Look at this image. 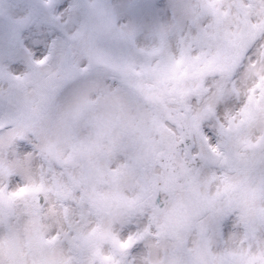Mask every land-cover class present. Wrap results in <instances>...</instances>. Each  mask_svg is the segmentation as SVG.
<instances>
[{
	"label": "clouds",
	"instance_id": "9594fccd",
	"mask_svg": "<svg viewBox=\"0 0 264 264\" xmlns=\"http://www.w3.org/2000/svg\"><path fill=\"white\" fill-rule=\"evenodd\" d=\"M70 19V35L62 33L45 65L18 73L22 79L0 80V116L6 124L11 122L19 132L30 135L41 148L35 154L17 155L10 148L12 138L0 143V256L6 264L12 258L23 264L41 260L49 264H102L103 255L119 256L106 235L108 230L120 231L129 220L133 226L142 224L151 214L159 225L153 228L159 239L150 240L153 246L137 258V264H198V253L183 246L180 235L190 222L207 219L213 208L237 198L242 189L221 187L208 199L203 194L206 187L202 190L200 186L208 178L206 172L201 181L176 187L166 207L155 210L152 203L157 188L148 179L154 165L150 153L135 162L133 173L109 171V161L120 159V148L127 143V129L120 108L112 100L97 102L96 78L84 77L81 69L89 64L108 65L128 73L131 83L127 87L119 78L100 81L109 96L124 101L137 95L136 81L146 85L155 81L144 66L149 58L139 51L145 47L131 44L128 31L117 26L100 0H79L78 7L64 16L65 22ZM169 50L179 56V45L166 47L165 57ZM188 67L182 65L175 77L167 80V86L183 84L186 78L181 72ZM76 75L81 79L73 80ZM59 84L68 86L57 91ZM85 97L90 100L87 104ZM262 134L254 130L252 138ZM235 135L234 130L225 136L221 151L234 168L243 169L254 150L235 142ZM49 167L56 169L55 176L47 172ZM9 172L20 177L11 187ZM230 174L237 175L234 171ZM251 175L253 186H264V169ZM41 183L43 190L33 191ZM21 187L27 191L16 195ZM159 191L163 202L168 192L163 186ZM37 197L44 201L42 210L34 203ZM58 232L60 238L47 243Z\"/></svg>",
	"mask_w": 264,
	"mask_h": 264
},
{
	"label": "snow or ice",
	"instance_id": "6c2138e0",
	"mask_svg": "<svg viewBox=\"0 0 264 264\" xmlns=\"http://www.w3.org/2000/svg\"><path fill=\"white\" fill-rule=\"evenodd\" d=\"M54 5L55 0H45L49 9ZM64 16L54 17V20L67 36L71 19L65 22ZM127 36L135 47L132 33L128 32ZM56 44L53 43L43 58L31 59L29 67L45 65ZM178 45V57L170 50L165 57L164 45L139 49L149 58L144 66L155 83L146 85L136 81L137 95L127 101L109 96L101 88L100 81L119 78L127 87L131 83L128 73L108 65L89 64L81 69L84 77L96 78L97 102L112 100L120 108L127 129V143L120 148V159L109 161V171L133 173L135 162L146 152L150 153L154 165L148 179L157 188L152 203L155 210L166 207L176 187L195 184L206 172L208 178L200 186L202 190L206 187L203 194L208 199L221 187L242 189L237 198H229L219 208H213L207 219L190 222L179 242L198 253V264H264V186L256 187L251 183V174L264 169V134L252 138L254 130L264 132V0H202L195 34L182 37ZM152 57L161 59L153 61ZM185 64L190 67L181 72L186 78L183 84L167 86V80L174 78L176 71ZM136 75H139L138 70ZM5 78L19 80L23 77L0 70V80ZM80 79V75L73 77V80ZM67 86L59 84L55 89L59 91ZM2 94L3 89H0ZM89 102L85 97V104ZM9 126L15 128L0 116V129L7 130ZM206 128L212 129V134ZM234 130L236 135L232 139L254 150L243 169L234 168L221 151L225 136ZM30 137L21 131L12 137L14 143L10 148L20 155L14 151L16 139ZM35 149V153L41 151L37 144ZM233 171L237 175H231ZM47 172L55 176L56 169L49 167ZM8 179V187H11L20 177L9 172ZM161 186L168 192L163 202ZM43 188L41 183L33 191L40 192ZM25 191L27 189L21 187L15 194ZM34 203L42 210L43 200L37 197ZM154 219L148 214L142 224L133 226L129 220L120 231L108 230L106 235L119 256L103 255L102 264H137V258L153 246L150 240L159 239L153 232V228L159 227ZM59 238L58 232L47 243ZM0 264H6L2 256ZM7 264L23 262L12 258ZM37 264L49 262L41 260Z\"/></svg>",
	"mask_w": 264,
	"mask_h": 264
},
{
	"label": "rangeland",
	"instance_id": "374dc122",
	"mask_svg": "<svg viewBox=\"0 0 264 264\" xmlns=\"http://www.w3.org/2000/svg\"><path fill=\"white\" fill-rule=\"evenodd\" d=\"M117 26L132 33L139 47L164 45L172 49L182 37L196 32V18L202 0H100ZM79 0H55L54 8L45 0H0V70L18 74L29 67L31 59L47 55L62 32L54 17L71 13ZM17 30L16 45L9 41L10 32ZM209 134L212 129L206 128ZM9 126L0 129V143L19 135ZM20 155L35 153V140L15 141ZM27 149V151H25Z\"/></svg>",
	"mask_w": 264,
	"mask_h": 264
},
{
	"label": "water",
	"instance_id": "95a60500",
	"mask_svg": "<svg viewBox=\"0 0 264 264\" xmlns=\"http://www.w3.org/2000/svg\"><path fill=\"white\" fill-rule=\"evenodd\" d=\"M18 40H19V36H18L17 30H12L11 33H10V41H11V43L16 45L18 43Z\"/></svg>",
	"mask_w": 264,
	"mask_h": 264
}]
</instances>
